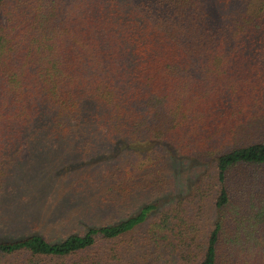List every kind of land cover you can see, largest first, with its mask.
Returning <instances> with one entry per match:
<instances>
[{
	"label": "trees",
	"instance_id": "16d2710c",
	"mask_svg": "<svg viewBox=\"0 0 264 264\" xmlns=\"http://www.w3.org/2000/svg\"><path fill=\"white\" fill-rule=\"evenodd\" d=\"M37 162L78 209L0 200V264H264V0H0V199Z\"/></svg>",
	"mask_w": 264,
	"mask_h": 264
},
{
	"label": "rangeland",
	"instance_id": "374dc122",
	"mask_svg": "<svg viewBox=\"0 0 264 264\" xmlns=\"http://www.w3.org/2000/svg\"><path fill=\"white\" fill-rule=\"evenodd\" d=\"M43 167L44 166L42 162L28 165V167H26L24 170L28 172V175H24L25 177L22 178L23 180L20 179L19 181H15V184L18 187V189L16 190L17 198L14 196H4L3 200L0 199L7 205L13 203L11 205V209L3 212L1 215V221L3 223L4 221L7 222V224L5 225L6 229H4L3 232L4 235L2 236L11 235V231L9 230V228H11V230L15 228L17 232H21L22 229L19 228V223H21L24 216H28L29 218L26 217L25 220L28 222H33L34 224L38 223L39 225H41L42 229L39 232L44 236L56 241L62 239L63 236L61 234L65 230V225L63 227L58 226V224H56V226H53L55 224L54 221L58 220L61 216L67 215L68 212L73 213L74 211H76L78 209V203L71 201L69 197L60 195L59 193L54 194V197L51 199L52 202L50 201L49 203H47L45 201L47 194L44 189L49 187L48 184L50 182L47 181L48 178L42 179V177L37 175ZM181 171L183 172V170ZM54 174L56 175V172ZM182 175L183 173L177 175H174L173 173L174 178L176 176H180L179 182L174 181V186L168 192L164 193L161 199L156 200L157 202H160L163 205L166 203L167 205H169L173 201H176L177 197H183L188 192H192L190 189H188V186L190 183L197 184L195 175L192 180L190 178L183 180ZM20 185L21 187H19ZM158 196L160 197L161 195L155 196L152 201H154ZM23 197L25 198L27 204L20 207L19 209L18 205L21 204L24 200L19 201V203L15 206L16 209H12V206ZM146 199L149 200V196H147ZM67 217L72 218L70 215H67ZM154 218L155 215L152 216V219ZM71 222L72 220H70V223ZM155 258H158V254L153 259ZM162 261V264H170V259L165 258L164 256L162 257ZM194 264L196 263L194 262Z\"/></svg>",
	"mask_w": 264,
	"mask_h": 264
}]
</instances>
